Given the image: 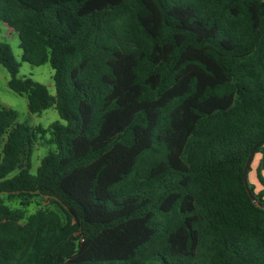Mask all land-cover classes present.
Returning <instances> with one entry per match:
<instances>
[{
    "label": "trees",
    "instance_id": "16d2710c",
    "mask_svg": "<svg viewBox=\"0 0 264 264\" xmlns=\"http://www.w3.org/2000/svg\"><path fill=\"white\" fill-rule=\"evenodd\" d=\"M0 23L55 93L0 43L8 88L65 122L0 107V264H264L243 185L264 139L263 0H0ZM39 140L54 149L31 174ZM252 164L264 206V145Z\"/></svg>",
    "mask_w": 264,
    "mask_h": 264
},
{
    "label": "rangeland",
    "instance_id": "374dc122",
    "mask_svg": "<svg viewBox=\"0 0 264 264\" xmlns=\"http://www.w3.org/2000/svg\"><path fill=\"white\" fill-rule=\"evenodd\" d=\"M0 43H7L13 53L15 60L20 64L18 69L19 77H27L33 81L44 85L51 95H54L55 90L52 82L53 70L49 64H43L40 66H32L28 63L21 61V49L19 48V40L17 34L0 23ZM8 73L0 66V107L11 109L17 114V123L25 124L29 127L41 126L43 128L48 127L53 122H59L65 124L62 121L54 108H49L42 111L40 114H30L27 110L26 100L24 97L17 95L7 86ZM54 149L53 145H46L39 140L34 148V152L31 157V169L30 173L35 174L40 159L48 152ZM257 157L255 158V160ZM249 182L257 185L254 177V164H252V170L248 175ZM258 191V188L255 190ZM5 199V196H3ZM5 204L11 208L18 207L17 202H9L5 199ZM39 205H43L41 201L32 203L27 209L26 214L33 213Z\"/></svg>",
    "mask_w": 264,
    "mask_h": 264
},
{
    "label": "water",
    "instance_id": "95a60500",
    "mask_svg": "<svg viewBox=\"0 0 264 264\" xmlns=\"http://www.w3.org/2000/svg\"><path fill=\"white\" fill-rule=\"evenodd\" d=\"M264 145V139L261 140L260 142H258L255 146H253L249 153H248V157L246 159V162H245V165H244V168H243V185H244V188H245V191L248 195V197L250 198V200L252 201V203L255 205V206H258V207H264V206H261L258 201L256 200L255 196L253 195V193L251 192V190L249 189V185H248V169L250 167V164H251V161L253 159V156L255 154V151L258 147Z\"/></svg>",
    "mask_w": 264,
    "mask_h": 264
},
{
    "label": "crops",
    "instance_id": "0c3cea01",
    "mask_svg": "<svg viewBox=\"0 0 264 264\" xmlns=\"http://www.w3.org/2000/svg\"><path fill=\"white\" fill-rule=\"evenodd\" d=\"M264 1V0H263Z\"/></svg>",
    "mask_w": 264,
    "mask_h": 264
}]
</instances>
